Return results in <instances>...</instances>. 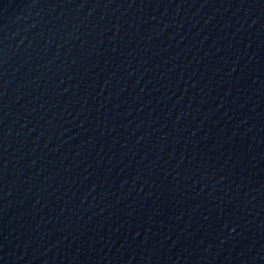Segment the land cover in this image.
Instances as JSON below:
<instances>
[{"label": "water", "instance_id": "1", "mask_svg": "<svg viewBox=\"0 0 264 264\" xmlns=\"http://www.w3.org/2000/svg\"><path fill=\"white\" fill-rule=\"evenodd\" d=\"M0 264H264V0H0Z\"/></svg>", "mask_w": 264, "mask_h": 264}]
</instances>
